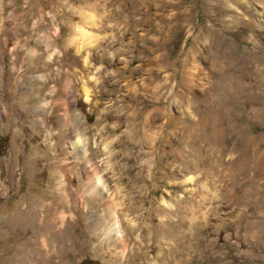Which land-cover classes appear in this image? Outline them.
Returning a JSON list of instances; mask_svg holds the SVG:
<instances>
[{"label":"rangeland","instance_id":"rangeland-1","mask_svg":"<svg viewBox=\"0 0 264 264\" xmlns=\"http://www.w3.org/2000/svg\"><path fill=\"white\" fill-rule=\"evenodd\" d=\"M243 1L0 0V264H264V0Z\"/></svg>","mask_w":264,"mask_h":264},{"label":"bare ground","instance_id":"bare-ground-1","mask_svg":"<svg viewBox=\"0 0 264 264\" xmlns=\"http://www.w3.org/2000/svg\"><path fill=\"white\" fill-rule=\"evenodd\" d=\"M237 1L240 2V3L244 2L243 0H237ZM252 11H253L257 21L259 23H261L263 25V27H264V1H262V2L260 1L259 3H256L255 5H253ZM224 44H226V43H224ZM230 52L231 53L232 52H234V53L235 52L236 53L240 52L244 56V58L247 61H249V62H251L252 58H254L252 53H251V51L244 50V49H239L238 47H235V46H231ZM224 69L226 70V74L229 75V77L232 79L231 83H235L236 80H238L239 78L245 77L246 74H247V71H245V70H240L238 74H232L233 71L232 72H227L229 70L228 67H224ZM260 84H262V86L264 87V82L263 81H261ZM72 145H73L72 146V151L75 154V156H77L83 163H85V166L89 167V169L91 170V163L86 157L87 156V143L85 141V138L82 137V135L78 136L75 139V141L72 143ZM88 178L91 181V190L93 192H95L96 194L101 196L103 191H104V189H105V186H104L103 181L101 180L100 176L98 174H96V172L93 171L91 174L88 175ZM112 230L114 232H118V230H119V225H118L116 220L114 222V227H113Z\"/></svg>","mask_w":264,"mask_h":264}]
</instances>
